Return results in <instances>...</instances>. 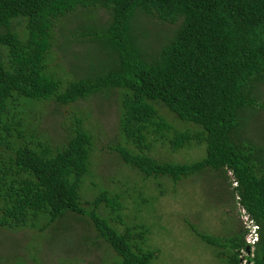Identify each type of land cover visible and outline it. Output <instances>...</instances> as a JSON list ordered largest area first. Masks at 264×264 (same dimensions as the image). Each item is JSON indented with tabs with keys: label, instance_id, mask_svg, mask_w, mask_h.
Wrapping results in <instances>:
<instances>
[{
	"label": "trees",
	"instance_id": "obj_1",
	"mask_svg": "<svg viewBox=\"0 0 264 264\" xmlns=\"http://www.w3.org/2000/svg\"><path fill=\"white\" fill-rule=\"evenodd\" d=\"M72 43L82 52L66 71ZM263 84L264 0H0V230L42 236L54 224L61 239L65 216L85 218L107 249L101 264H158L144 220L161 216L141 217L158 201L144 195L147 183L177 197L196 192L179 185L208 174L232 180L258 239L190 231L218 264H241V251L245 263L264 264V135L246 136L264 109ZM51 103L84 108L60 138L40 130ZM113 110L107 150L118 167L103 181L92 173L91 117ZM192 148L204 156L178 161Z\"/></svg>",
	"mask_w": 264,
	"mask_h": 264
},
{
	"label": "rangeland",
	"instance_id": "obj_2",
	"mask_svg": "<svg viewBox=\"0 0 264 264\" xmlns=\"http://www.w3.org/2000/svg\"><path fill=\"white\" fill-rule=\"evenodd\" d=\"M72 45V48L66 49L69 53L63 57L66 71L72 70V66L66 63L70 60L72 52L74 50L78 53L82 52L80 45L74 43ZM75 54L77 53L75 52ZM80 64H76L75 71ZM260 90L264 94V84L260 87ZM95 98L100 99L99 97ZM95 98L90 100L93 108L97 105V101L99 102ZM80 105L84 104L81 103ZM80 110H84V108L81 106L69 108L58 106L56 108L54 103H51L45 109L44 114L41 115L40 130L44 132L47 130L53 137L60 138L72 123L73 116L80 114ZM257 119L258 124H253L252 130L246 133V136L253 140H260L258 135H264V109L259 111ZM116 120L117 115L114 110L91 117L90 128L96 138L92 173L101 176L104 179L103 181H105L106 176L113 177V171L118 167L117 161H114L115 158L107 150V144L115 139ZM261 141L264 140L261 139ZM199 156L203 157L204 152L192 148L191 150L182 151V154L176 157L179 161L183 158L193 160ZM93 181L94 178H86L81 187V193L86 194L88 192L86 195L89 199L91 193L88 191V186L92 185ZM165 181L168 183L170 180ZM197 182L198 184L186 182L179 185L186 186V190L195 189L196 192L188 195L182 192L177 197L170 195V193L160 195L158 190L155 189L153 181L147 183L151 188L147 189L148 194L145 191L144 195L148 196L152 202L154 198H157L158 201L155 200L154 206L150 203L143 208L141 217L143 215L148 216L154 209H157L155 214L161 216L159 218L155 217L153 220H144L146 225L151 228L152 233L149 237L153 243L151 248L154 247L160 251L157 258L158 264H218L209 250L190 231L189 225L211 236L228 238L235 232L246 231L247 225L251 222L241 206L232 197L235 186L232 180L221 181L207 174ZM169 184L164 183L167 188L165 192L171 191L172 184L170 182ZM120 187L122 190L126 189L124 186ZM110 192L120 193L117 189H110ZM64 220V224L70 222L71 225L65 226L63 234L58 236L61 239L54 237V224L42 236H40L39 231L38 235L37 232L29 229L14 234L0 230V256L4 255L9 259H13L11 264H17L19 260L33 264L29 259L30 252L36 255L40 264H101L100 256L108 255L107 249L101 241L93 239L96 232L91 228V225L89 226L86 223L85 220L87 219L79 217V219L73 221V217L67 215ZM158 220L160 225L167 228V230L158 232ZM85 235L90 240L88 244L81 243L78 240ZM244 236L245 241H247V232ZM247 254L245 251H241V264H248L244 260V256Z\"/></svg>",
	"mask_w": 264,
	"mask_h": 264
},
{
	"label": "clouds",
	"instance_id": "obj_3",
	"mask_svg": "<svg viewBox=\"0 0 264 264\" xmlns=\"http://www.w3.org/2000/svg\"><path fill=\"white\" fill-rule=\"evenodd\" d=\"M249 220L251 219L249 218ZM246 232H247V238H248L246 243L248 246H252L258 239L257 237L258 228L255 225V223H252L251 221L246 227Z\"/></svg>",
	"mask_w": 264,
	"mask_h": 264
}]
</instances>
